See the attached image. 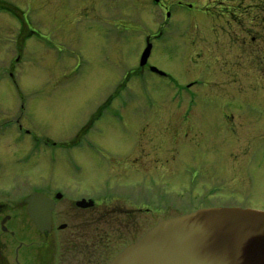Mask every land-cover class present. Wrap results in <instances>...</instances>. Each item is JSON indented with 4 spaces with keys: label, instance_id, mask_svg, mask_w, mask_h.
<instances>
[{
    "label": "rangeland",
    "instance_id": "1",
    "mask_svg": "<svg viewBox=\"0 0 264 264\" xmlns=\"http://www.w3.org/2000/svg\"><path fill=\"white\" fill-rule=\"evenodd\" d=\"M0 4L7 9L0 8V122L17 120L30 131L1 146L4 184L21 176L25 186L35 172L34 137L41 155H65L83 171L72 180L71 168L58 162L52 185L69 178L91 191L117 175L127 185L130 169L178 197V210L166 218L215 207L264 211V0ZM160 35L163 41H154ZM147 43L153 50L141 67ZM191 81L202 85L187 88ZM74 140L78 146L68 147ZM42 168L38 181L49 177Z\"/></svg>",
    "mask_w": 264,
    "mask_h": 264
},
{
    "label": "flooded vegetation",
    "instance_id": "2",
    "mask_svg": "<svg viewBox=\"0 0 264 264\" xmlns=\"http://www.w3.org/2000/svg\"><path fill=\"white\" fill-rule=\"evenodd\" d=\"M158 4H161V0H158ZM187 7L192 8L191 5ZM2 8L6 10L5 7ZM165 10V14L169 13L168 6ZM241 23L240 20L239 27ZM161 36L157 40L162 42L164 36ZM237 43L240 44L239 39ZM241 49L240 47L239 50ZM193 86V82L186 84L187 88ZM192 111V108L184 111V122L190 121ZM96 123L97 111L89 119L88 132L95 129ZM29 134L30 131L23 129L17 120L1 121L0 149L6 141L16 145L18 141L25 139L22 138L23 135ZM50 144L45 140L46 149ZM30 145L32 149L37 148L34 137H31ZM86 145L96 149V145L88 139ZM71 146L78 144L74 140L68 144V147ZM37 157L34 165L37 168L45 167L42 169L48 171L49 176L48 179L45 178L46 181H38V177L44 173L36 168L30 179L24 178L25 186L19 180L21 176L10 184H4L6 172L2 166L7 159L0 153V264H110L120 252L141 239L151 227L175 217L166 218V212L178 210L176 192L174 196L177 199L169 191V185L158 190L153 186L154 179H144L141 171H126L135 177L131 178L130 184L120 185L117 175L115 182L110 180L111 185L99 188L96 185L90 191L85 187L71 186L69 178L60 185L49 182L54 171L53 165L58 162L71 168L74 173L70 177L72 180L82 174V169L72 159L65 155H60L59 159L53 153H40ZM20 163L21 160L15 159L16 165ZM62 172L68 173L65 170ZM111 174L115 176L117 173L111 171ZM137 175L141 178H137ZM95 182L97 183V177ZM119 188L123 191H119ZM28 198L33 200L31 205L35 218L29 215ZM39 208L42 213L38 212ZM39 214H44V220L38 219ZM40 221L44 224L42 227L38 226Z\"/></svg>",
    "mask_w": 264,
    "mask_h": 264
},
{
    "label": "water",
    "instance_id": "3",
    "mask_svg": "<svg viewBox=\"0 0 264 264\" xmlns=\"http://www.w3.org/2000/svg\"><path fill=\"white\" fill-rule=\"evenodd\" d=\"M150 51L148 45L140 66ZM110 264H264V212L204 209L163 221Z\"/></svg>",
    "mask_w": 264,
    "mask_h": 264
},
{
    "label": "bare ground",
    "instance_id": "4",
    "mask_svg": "<svg viewBox=\"0 0 264 264\" xmlns=\"http://www.w3.org/2000/svg\"><path fill=\"white\" fill-rule=\"evenodd\" d=\"M192 113H194V111H192Z\"/></svg>",
    "mask_w": 264,
    "mask_h": 264
}]
</instances>
